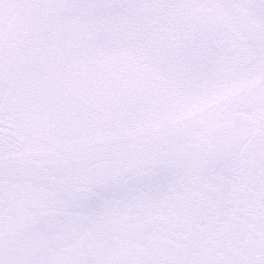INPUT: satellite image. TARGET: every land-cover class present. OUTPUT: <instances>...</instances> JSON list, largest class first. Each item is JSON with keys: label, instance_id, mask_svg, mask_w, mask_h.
<instances>
[{"label": "snow or ice", "instance_id": "snow-or-ice-1", "mask_svg": "<svg viewBox=\"0 0 264 264\" xmlns=\"http://www.w3.org/2000/svg\"><path fill=\"white\" fill-rule=\"evenodd\" d=\"M0 264H264V0H0Z\"/></svg>", "mask_w": 264, "mask_h": 264}]
</instances>
